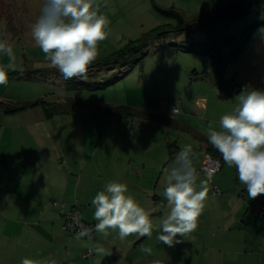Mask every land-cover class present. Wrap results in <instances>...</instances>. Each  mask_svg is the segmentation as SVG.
<instances>
[{"label":"rangeland","instance_id":"374dc122","mask_svg":"<svg viewBox=\"0 0 264 264\" xmlns=\"http://www.w3.org/2000/svg\"><path fill=\"white\" fill-rule=\"evenodd\" d=\"M244 1L95 0L100 14L110 21L108 36L99 42V54L87 73L66 80L44 59L31 36V26L39 17L44 0H0V41L10 43L16 57L15 70L8 71V83L0 85V95L15 101L39 94L49 97L51 103L46 107L52 115L44 114L55 131L49 137L52 147L67 151V146L74 145L76 151H82L83 161L89 159L94 167H107L110 172L115 162L129 158L124 155L127 146H133L130 154L135 152L136 158L141 154L143 158L151 157L139 152L146 147L157 151L152 154L155 158L160 151L166 156L163 149L171 152L187 144L199 146L187 129L171 126V120L181 122L199 101L214 100L218 112L235 108L239 94L229 92L227 97L235 99L223 100V95L210 87L214 66L206 54H211V44L216 42L229 56L244 42L242 34L256 25L246 50L230 65L226 75L231 78L253 66L264 65V0H260L261 7L254 5L244 17L224 19L208 31L205 27L193 32L187 29L195 20L220 15ZM178 28L186 30L181 32ZM209 35L215 36V41ZM228 40H235L232 49L225 45ZM140 43L145 46L137 54L117 57ZM8 63V57L0 53V64ZM256 75L260 79L264 73ZM33 79L39 80L36 83L40 85L29 84ZM172 108L178 111L173 114ZM193 112L197 114V129L206 132L203 110ZM210 114L218 121L215 111ZM89 148L92 154H88ZM221 170L212 177L221 194H213L231 192L234 182L241 186V190L235 189L241 203L227 200L225 206L220 202L205 205L197 229L184 236L190 242L187 257L181 259L180 254L169 264H264V206L248 198L234 167L225 164ZM219 178L223 184L218 183ZM99 182L109 183L110 177L106 174Z\"/></svg>","mask_w":264,"mask_h":264},{"label":"crops","instance_id":"0c3cea01","mask_svg":"<svg viewBox=\"0 0 264 264\" xmlns=\"http://www.w3.org/2000/svg\"><path fill=\"white\" fill-rule=\"evenodd\" d=\"M244 66L246 67V65ZM259 72L264 73V65L253 66L245 70L242 75L237 74L231 78H227L226 75V80L239 86L242 91H250L258 87L264 88V76L260 79L256 78V74ZM30 73H34V71H30ZM37 81L39 80L33 79L29 84L40 85L36 83ZM209 85L214 92L223 95L221 96L223 100L235 99L234 97L228 98L230 91L222 90L217 85L213 67ZM246 87L248 89H245ZM43 97L40 94L31 98L26 97L24 98L26 102H24L0 95V154L3 158L0 163V264H21L24 258L52 259L57 264H147L148 261L152 264L154 261L169 264L173 263L170 262L173 261V257L178 258L180 254L181 259L187 257L186 253L190 242H187L184 237L178 236L177 240L180 242L174 243L171 247L157 239L161 234V220L170 211L163 195L166 187L164 170L171 167L182 147H176L171 152L163 149L162 151L167 153L166 156L160 151V154L155 158H152V154H157V151L147 150L151 147H146L145 150L140 149L139 152L142 151L146 155L149 153L148 155L151 157L143 158L141 154L136 158L135 152L130 154L133 151V146H127L124 155L129 158L121 163L115 162L110 168L111 172L107 171V167H94V163L89 159L82 160V151H76L74 145L67 146V151H61L60 147L58 149L52 147L49 137L51 132L55 131H52L49 126L50 119L46 118L41 105L44 103L47 106V103L51 102L49 97ZM33 102L37 103L33 104ZM22 103L24 105H21ZM237 103L238 101H236L235 107ZM21 107L22 110L15 112ZM234 109H221L218 112L214 100L199 101L189 116L181 118V122L171 120V126L173 125L175 129H187V132L198 140L199 146L191 145L195 154L193 165L197 172L206 155L219 159L222 169L225 167V163L220 153L208 142L207 131L203 133L197 129L194 123L197 120V114L193 111L203 110L202 121L207 125L212 123L219 130L221 117L231 114ZM212 111L217 113L218 121L211 117ZM186 121L187 124H184ZM57 137L59 139V134ZM154 147L158 151L161 149V146ZM87 152L92 154L90 148L87 149ZM106 174L110 177V182L116 181L128 186V194L133 196L140 206L149 213L154 227L150 237L132 235L123 241L119 239L116 232L111 230H109L110 234L107 238L94 232V241L91 245L93 256L90 261H87L82 258L88 245L87 239L85 237L77 239V234H70L62 229L64 221L58 210L53 207V203H60L66 210L76 204L82 219L88 224H96L95 209L91 201L99 191L105 190L107 183L101 184L99 181L105 178ZM199 174L201 175V173ZM199 174L197 183L199 180L207 178V175L199 176ZM217 181L223 184L221 178ZM231 181L233 182V178ZM232 187L229 189L226 186V189L231 192L216 196L209 183L210 190L205 205L220 202L225 206L227 200L241 203L235 193V189L241 190V186L238 187L233 182ZM253 202L258 205L260 202L261 206H264V196L263 198L257 197ZM97 245L105 249L103 254H98L94 250ZM142 247H150L152 254L143 252ZM177 262L176 259L175 263Z\"/></svg>","mask_w":264,"mask_h":264},{"label":"clouds","instance_id":"9594fccd","mask_svg":"<svg viewBox=\"0 0 264 264\" xmlns=\"http://www.w3.org/2000/svg\"><path fill=\"white\" fill-rule=\"evenodd\" d=\"M109 24L107 16L100 14L95 0H44L39 17L31 26V36L44 59L68 80L87 73L99 54V42L108 36ZM0 53L9 59L8 64H0V85H6L8 71L15 70L16 57L7 41H0ZM236 98L237 106L231 114L221 117L219 130L212 123L208 124L207 138L224 163L236 169L248 198L256 199L264 195V91L243 90ZM177 111L174 108L173 114ZM194 155L191 144H187L178 152L171 167L164 170L163 195L170 211L161 220V234L157 239L169 247L180 242L178 236L184 237L197 229L208 198L211 175L197 183ZM128 192L125 183L112 181L96 194L91 201L97 221L95 232L107 238L111 230L121 241L132 235H152L154 226L149 213ZM91 232L92 229L83 227L77 239L85 236L91 239ZM94 250L98 254L105 252L99 245ZM141 250L152 254L150 247ZM21 264L57 262L24 258Z\"/></svg>","mask_w":264,"mask_h":264},{"label":"trees","instance_id":"16d2710c","mask_svg":"<svg viewBox=\"0 0 264 264\" xmlns=\"http://www.w3.org/2000/svg\"><path fill=\"white\" fill-rule=\"evenodd\" d=\"M254 5H258V7H261L260 0H245L243 2V4L232 6V8L228 9L226 12H224L220 15L209 17V18L205 17L202 20L193 21L192 26L190 28H188L187 30H190L193 32V29H195V28L205 27V29L208 31V28L216 27L218 25V22H221L224 19L225 20L226 19L234 20V19L239 18V17H244ZM179 18H181V17H179ZM207 19H208V21L206 22L205 20H207ZM255 28H256V25L249 27L242 34L244 37V39H243L244 42L242 43V45L238 49H236L234 52H232L229 56H227L223 53V48H221L216 42H214L215 43L214 45L210 43L212 45L211 46L212 52H211V54L207 53L206 55L210 56V58L212 60L217 85L222 90L230 91V94H234V93L237 94V93L241 92L242 89L239 86L232 84L226 80V70H227L228 66L232 65L233 63H235L238 60V58L242 54L245 46L250 41L252 34L255 31ZM178 30L182 32V31H185L186 28H178ZM214 38H215V36L209 35L210 40H214ZM212 43H213V41H212ZM225 45H226V47L232 49L235 45V40H231V41L228 40V41H226ZM143 46H145V44L140 43L139 46L136 47L134 50L130 49L129 51H124V52L120 53L117 57L121 58V59L128 58V57L130 58L133 55L137 54L140 51L139 49H141ZM108 64L109 63H107V65ZM255 90L264 91V88L258 87ZM28 105L31 106V104H28ZM28 105H26V106H28ZM41 105L44 109V112L46 113V116L50 117L52 114L48 113L49 109L44 105V103H41ZM0 106H1V104H0ZM22 109H23L22 107H21V109L18 108L15 110V112L20 111ZM8 112H10V111H8ZM221 165H222V163H221Z\"/></svg>","mask_w":264,"mask_h":264},{"label":"built area","instance_id":"2783aa9c","mask_svg":"<svg viewBox=\"0 0 264 264\" xmlns=\"http://www.w3.org/2000/svg\"><path fill=\"white\" fill-rule=\"evenodd\" d=\"M173 109L172 108V113H173ZM3 158L2 155L0 154V163L2 162ZM222 165L219 159L214 158L211 155H206L203 159L202 165L199 169V171L197 172L198 174H205V175H211V180L210 183L213 185V191L216 195L221 194L220 189L215 186L212 182V177L221 171ZM53 207L58 210L59 215L62 217L64 224L62 229L70 234H77L78 232H80L82 230L83 227H87L92 229L91 232V239H89V237L85 236V238L87 239L88 245L87 248L85 250V252L82 255V258L84 260L90 261L92 259L93 256V249H92V243L94 241V226L95 224H88L86 223L82 217H81V213L79 210V207L75 204L73 207H70L69 209H65V207L63 205H61L58 202H54L53 203ZM263 214V213H262Z\"/></svg>","mask_w":264,"mask_h":264}]
</instances>
